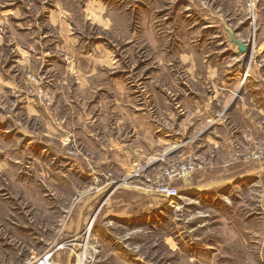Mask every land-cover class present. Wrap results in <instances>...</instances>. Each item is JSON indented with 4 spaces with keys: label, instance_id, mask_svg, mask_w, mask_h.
<instances>
[{
    "label": "crops",
    "instance_id": "1",
    "mask_svg": "<svg viewBox=\"0 0 264 264\" xmlns=\"http://www.w3.org/2000/svg\"><path fill=\"white\" fill-rule=\"evenodd\" d=\"M13 1L6 5L2 0L0 10L7 25L0 49L17 54L2 63L9 67L0 65V106H5L0 108V139L7 146L0 145V193L22 198L33 193L38 199L44 186L21 184L34 174L14 169L21 161L19 150L32 148L27 143L50 147L74 161L76 166L68 168L74 174L90 176V160H118L119 123L153 129L154 118L147 116L154 107L170 122L173 106L179 128L206 131L189 151L202 155L210 149L212 166L259 140L264 130V0H252V8L250 0ZM223 19L234 36L251 42L247 58L236 52ZM28 68L47 75L44 80L56 94L49 110L32 98L13 105ZM118 112L130 114L129 119L118 121ZM48 113H56L62 127ZM224 128L243 129L249 138L216 137V129ZM11 134L16 144L24 142L23 149L11 147ZM45 199L32 208H58ZM50 211L38 217L48 223ZM18 218H10L11 223L19 224Z\"/></svg>",
    "mask_w": 264,
    "mask_h": 264
},
{
    "label": "rangeland",
    "instance_id": "2",
    "mask_svg": "<svg viewBox=\"0 0 264 264\" xmlns=\"http://www.w3.org/2000/svg\"><path fill=\"white\" fill-rule=\"evenodd\" d=\"M1 5L2 0L0 10ZM1 19L0 33L7 32ZM10 50L0 49L1 66L16 59ZM40 69L24 71V83L13 93L14 106L26 98L48 110L53 106L56 94ZM177 100L170 98L174 104ZM172 109L176 112L168 114V122L167 114L154 107L147 116L154 118L153 129L119 123L118 160L114 156L105 163L90 160V176L74 174L68 169L71 163L76 166L74 161L50 147L35 142L24 150V142L16 144L17 136L11 134V147L23 149L14 169L34 174L21 184L44 187L38 190V199L33 193L22 194L23 198L0 193V264H39L47 254L51 260L43 264H264V130L257 142L212 166L210 149L202 155L189 151L206 131L179 128L178 111ZM129 115L118 112V121ZM48 117L62 127L56 113ZM216 132L218 138L229 133L249 138L243 129ZM0 145L7 147L1 139ZM172 167H182L180 175H174ZM173 190L178 191L175 196L165 194ZM42 196L58 208L33 209ZM46 211L51 212L48 223L38 217ZM14 216L19 224L11 223ZM30 250L35 253L30 255Z\"/></svg>",
    "mask_w": 264,
    "mask_h": 264
},
{
    "label": "water",
    "instance_id": "3",
    "mask_svg": "<svg viewBox=\"0 0 264 264\" xmlns=\"http://www.w3.org/2000/svg\"><path fill=\"white\" fill-rule=\"evenodd\" d=\"M222 22L228 30L229 39L236 44V52L238 54H243V53L249 54L251 42L246 43L238 39L236 36H234L233 29L226 23L224 19L222 20Z\"/></svg>",
    "mask_w": 264,
    "mask_h": 264
},
{
    "label": "built area",
    "instance_id": "4",
    "mask_svg": "<svg viewBox=\"0 0 264 264\" xmlns=\"http://www.w3.org/2000/svg\"><path fill=\"white\" fill-rule=\"evenodd\" d=\"M183 167V166H182ZM182 167L181 168H179V167H172L170 170H171V172L174 174V175H180V172H181V170H182ZM167 188V187H166ZM164 190H165V188H164ZM178 192V191H177ZM177 192H176V190H173L172 192H171V194L169 193V192H167V193H165L166 195H169V196H175L176 194H177ZM51 260V257H50V255L49 254H47V255H44L43 257H42V259L41 260H39L37 263H39V264H43V263H45V262H48V261H50Z\"/></svg>",
    "mask_w": 264,
    "mask_h": 264
}]
</instances>
